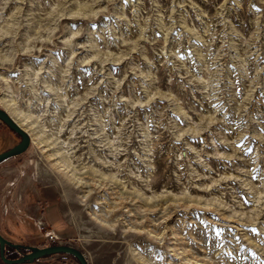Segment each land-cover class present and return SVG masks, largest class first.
<instances>
[{
	"label": "rangeland",
	"instance_id": "obj_1",
	"mask_svg": "<svg viewBox=\"0 0 264 264\" xmlns=\"http://www.w3.org/2000/svg\"><path fill=\"white\" fill-rule=\"evenodd\" d=\"M0 109L6 240L264 264V0H0Z\"/></svg>",
	"mask_w": 264,
	"mask_h": 264
},
{
	"label": "water",
	"instance_id": "obj_2",
	"mask_svg": "<svg viewBox=\"0 0 264 264\" xmlns=\"http://www.w3.org/2000/svg\"><path fill=\"white\" fill-rule=\"evenodd\" d=\"M0 122L10 131L18 135L19 141L0 152V162L24 152L29 145L28 134L2 109H0ZM9 247L18 252V257L7 258L5 249ZM54 254H66L76 260L78 264H88L84 255L76 248L66 244H50L43 247L24 246L12 243L0 235V260L5 264L31 263L34 260L47 257Z\"/></svg>",
	"mask_w": 264,
	"mask_h": 264
},
{
	"label": "crops",
	"instance_id": "obj_3",
	"mask_svg": "<svg viewBox=\"0 0 264 264\" xmlns=\"http://www.w3.org/2000/svg\"><path fill=\"white\" fill-rule=\"evenodd\" d=\"M54 232V231H53ZM54 234H56L57 236L59 237H63V236H60L58 235L57 233L54 232ZM54 255H59V254H54ZM54 257V258H53ZM57 257H62V256H47V257H43V258H40V259H37V260H34L33 262L31 263H21V264H74L73 262H71L70 260L68 259H65V258H57ZM10 258V257H8ZM0 264H5L3 263L1 260H0Z\"/></svg>",
	"mask_w": 264,
	"mask_h": 264
},
{
	"label": "built area",
	"instance_id": "obj_4",
	"mask_svg": "<svg viewBox=\"0 0 264 264\" xmlns=\"http://www.w3.org/2000/svg\"><path fill=\"white\" fill-rule=\"evenodd\" d=\"M42 234H43V237L49 240L50 242H53L57 239L56 234H54V232L51 230L44 231Z\"/></svg>",
	"mask_w": 264,
	"mask_h": 264
},
{
	"label": "trees",
	"instance_id": "obj_5",
	"mask_svg": "<svg viewBox=\"0 0 264 264\" xmlns=\"http://www.w3.org/2000/svg\"><path fill=\"white\" fill-rule=\"evenodd\" d=\"M10 242H12V243H15V242H13V241H10ZM50 244H55V243H53V242H49V243H47V245H50ZM43 241H40V242H38V246L39 247H43V246H47ZM6 256V255H5ZM71 257V256H70ZM72 259H74V258H72ZM75 260V259H74ZM76 261V260H75Z\"/></svg>",
	"mask_w": 264,
	"mask_h": 264
},
{
	"label": "snow or ice",
	"instance_id": "obj_6",
	"mask_svg": "<svg viewBox=\"0 0 264 264\" xmlns=\"http://www.w3.org/2000/svg\"><path fill=\"white\" fill-rule=\"evenodd\" d=\"M215 231H216L217 235H220V233H222L224 231V229H216ZM253 231H255V229Z\"/></svg>",
	"mask_w": 264,
	"mask_h": 264
},
{
	"label": "bare ground",
	"instance_id": "obj_7",
	"mask_svg": "<svg viewBox=\"0 0 264 264\" xmlns=\"http://www.w3.org/2000/svg\"><path fill=\"white\" fill-rule=\"evenodd\" d=\"M9 115V114H8ZM10 116V115H9ZM11 117V116H10ZM12 118V117H11ZM13 119V118H12ZM14 120V119H13ZM15 121V120H14ZM16 122V121H15ZM17 123V122H16ZM19 125V124H18ZM21 127V126H20ZM22 128V127H21ZM23 129V128H22ZM25 131V130H24ZM26 132V131H25ZM27 133V132H26ZM28 134V133H27ZM29 135V134H28ZM30 137V136H29ZM101 220V219H100Z\"/></svg>",
	"mask_w": 264,
	"mask_h": 264
},
{
	"label": "flooded vegetation",
	"instance_id": "obj_8",
	"mask_svg": "<svg viewBox=\"0 0 264 264\" xmlns=\"http://www.w3.org/2000/svg\"><path fill=\"white\" fill-rule=\"evenodd\" d=\"M17 142H18V141H17ZM17 142H16V143H17ZM16 143H15V144H16ZM15 144H14V145H15Z\"/></svg>",
	"mask_w": 264,
	"mask_h": 264
}]
</instances>
